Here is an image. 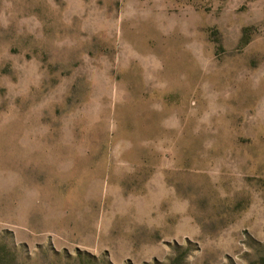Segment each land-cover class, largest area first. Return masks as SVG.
Wrapping results in <instances>:
<instances>
[{
  "label": "rangeland",
  "instance_id": "1",
  "mask_svg": "<svg viewBox=\"0 0 264 264\" xmlns=\"http://www.w3.org/2000/svg\"><path fill=\"white\" fill-rule=\"evenodd\" d=\"M0 264H264V0H0Z\"/></svg>",
  "mask_w": 264,
  "mask_h": 264
}]
</instances>
